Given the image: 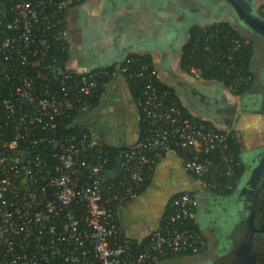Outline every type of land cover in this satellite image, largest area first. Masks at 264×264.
Masks as SVG:
<instances>
[{"label":"built area","instance_id":"1","mask_svg":"<svg viewBox=\"0 0 264 264\" xmlns=\"http://www.w3.org/2000/svg\"><path fill=\"white\" fill-rule=\"evenodd\" d=\"M9 1L0 17V75L10 81L8 62L19 74L10 89L0 76V264H156L204 250V235L185 226L199 205L194 193L171 200L167 218L144 241L120 226L117 209L137 197L172 145L188 151L185 169L204 191L218 189V177L233 175L241 162L229 151L228 134L184 114L171 89L154 83L147 57L128 55L84 72L65 68V14L86 0ZM256 10L264 14V6ZM248 42L236 38L233 45ZM143 72L147 133L118 149L108 170L106 148L77 120L108 80Z\"/></svg>","mask_w":264,"mask_h":264},{"label":"crops","instance_id":"2","mask_svg":"<svg viewBox=\"0 0 264 264\" xmlns=\"http://www.w3.org/2000/svg\"><path fill=\"white\" fill-rule=\"evenodd\" d=\"M255 9L264 0H247ZM228 23L252 46L249 90L238 93L217 80L181 67L182 48L193 26ZM65 68L74 72L121 63L128 55L151 60L158 81L172 90L184 114L228 134L244 171L229 194L204 191L187 171V152L172 145L157 161L137 197L119 205L118 221L135 241L146 240L167 218L169 203L194 193V226L204 250L161 257L156 264H264V36L244 25L226 0H86L65 14ZM78 124L88 126L104 147L120 149L145 134L140 97L129 80H108ZM247 182V183H246Z\"/></svg>","mask_w":264,"mask_h":264},{"label":"trees","instance_id":"3","mask_svg":"<svg viewBox=\"0 0 264 264\" xmlns=\"http://www.w3.org/2000/svg\"><path fill=\"white\" fill-rule=\"evenodd\" d=\"M264 6L260 4V7ZM10 7L9 0H0V17L7 12ZM264 18V14H260ZM236 38L247 39L228 23H215L207 27L193 26L189 30V37L182 48L181 67L184 71H190L195 68L199 71L201 77L210 80L223 82L226 86H231L238 93H243L250 89L252 76L250 72V64L252 57L251 43H245L238 49H235L233 40ZM134 59L140 56L129 55ZM67 53L65 54V58ZM152 65L151 60L148 58ZM153 66V65H152ZM112 68V67H110ZM19 68L13 67L11 63H6V74L10 76L7 82L6 76H2V80L6 83L8 89L15 86L14 80L19 74ZM251 77V79H249ZM156 86L160 89L168 88L161 84L156 77H152ZM247 79V81H246ZM131 83L132 90L139 95L140 90L145 86L147 77L143 72L135 79H128ZM172 91V90H171ZM96 101V99H95ZM61 129L68 131V127L62 126ZM75 131L74 128L69 129ZM147 133V124L145 134ZM143 136V137H144ZM107 150L108 162L106 168L112 170L117 162L118 149L105 147ZM229 151L235 155L229 140ZM223 167H221L222 169ZM244 167L240 162V166L231 176L221 175L218 177L220 187L212 192L218 194H229L236 188L237 182L243 174ZM146 184V183H145ZM144 184V185H145ZM186 227L197 229L193 224L192 216L187 220ZM183 254H194L192 252H183Z\"/></svg>","mask_w":264,"mask_h":264},{"label":"water","instance_id":"4","mask_svg":"<svg viewBox=\"0 0 264 264\" xmlns=\"http://www.w3.org/2000/svg\"><path fill=\"white\" fill-rule=\"evenodd\" d=\"M233 8L239 20L248 28L256 30L264 36V18L261 17L254 6L247 0H226ZM264 172V161L251 171L249 182H254L255 178ZM246 182V183H247ZM264 186V185H263ZM264 189V187H263Z\"/></svg>","mask_w":264,"mask_h":264},{"label":"flooded vegetation","instance_id":"5","mask_svg":"<svg viewBox=\"0 0 264 264\" xmlns=\"http://www.w3.org/2000/svg\"><path fill=\"white\" fill-rule=\"evenodd\" d=\"M250 29V28H249ZM251 30H253V29H251ZM255 33H259V32H257L256 30H253ZM260 34V33H259Z\"/></svg>","mask_w":264,"mask_h":264},{"label":"rangeland","instance_id":"6","mask_svg":"<svg viewBox=\"0 0 264 264\" xmlns=\"http://www.w3.org/2000/svg\"><path fill=\"white\" fill-rule=\"evenodd\" d=\"M245 37V36H244Z\"/></svg>","mask_w":264,"mask_h":264}]
</instances>
